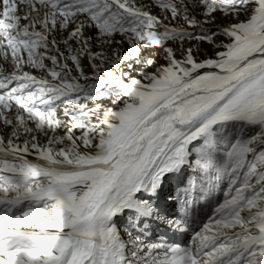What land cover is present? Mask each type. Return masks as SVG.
I'll return each mask as SVG.
<instances>
[{
	"label": "snow or ice",
	"instance_id": "obj_1",
	"mask_svg": "<svg viewBox=\"0 0 264 264\" xmlns=\"http://www.w3.org/2000/svg\"><path fill=\"white\" fill-rule=\"evenodd\" d=\"M0 264H264V0H0Z\"/></svg>",
	"mask_w": 264,
	"mask_h": 264
},
{
	"label": "rangeland",
	"instance_id": "obj_2",
	"mask_svg": "<svg viewBox=\"0 0 264 264\" xmlns=\"http://www.w3.org/2000/svg\"><path fill=\"white\" fill-rule=\"evenodd\" d=\"M189 178H190V179H194V178H196V177H195V174L192 172L191 169H189ZM177 208H179V207L177 206ZM158 229H159V228H158ZM165 230H166V229H165ZM166 231H167V230H166ZM167 232H168V231H167ZM168 233H171V232H168ZM157 234H159V233H157V232L155 233L154 239L157 238ZM164 234H165V233H164ZM164 234H162V235H164ZM171 234H172V233H171ZM173 239H175V238H173ZM176 239H177V240H176ZM176 239H175L176 242H181V241H178V238H177V237H176ZM170 242H171V241H170Z\"/></svg>",
	"mask_w": 264,
	"mask_h": 264
},
{
	"label": "bare ground",
	"instance_id": "obj_3",
	"mask_svg": "<svg viewBox=\"0 0 264 264\" xmlns=\"http://www.w3.org/2000/svg\"><path fill=\"white\" fill-rule=\"evenodd\" d=\"M165 234H166V235H167V237H169V238H172V236H173V234H171V233H168V232H166ZM165 234H164V235H165ZM177 238H178V237H177ZM175 239H176V238H175ZM176 240H177V239H176ZM178 241H180V239H179V238H178Z\"/></svg>",
	"mask_w": 264,
	"mask_h": 264
}]
</instances>
